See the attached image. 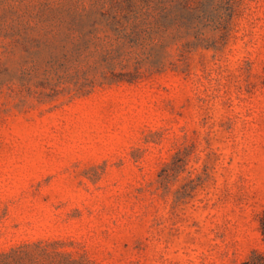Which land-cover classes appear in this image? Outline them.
Returning <instances> with one entry per match:
<instances>
[{"label": "rangeland", "instance_id": "374dc122", "mask_svg": "<svg viewBox=\"0 0 264 264\" xmlns=\"http://www.w3.org/2000/svg\"><path fill=\"white\" fill-rule=\"evenodd\" d=\"M0 264H264V0H0Z\"/></svg>", "mask_w": 264, "mask_h": 264}]
</instances>
